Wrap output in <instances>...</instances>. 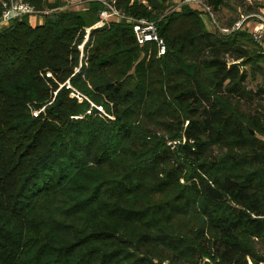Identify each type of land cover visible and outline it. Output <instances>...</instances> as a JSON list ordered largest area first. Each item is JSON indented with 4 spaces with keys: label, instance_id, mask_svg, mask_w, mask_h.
I'll use <instances>...</instances> for the list:
<instances>
[{
    "label": "trees",
    "instance_id": "1",
    "mask_svg": "<svg viewBox=\"0 0 264 264\" xmlns=\"http://www.w3.org/2000/svg\"><path fill=\"white\" fill-rule=\"evenodd\" d=\"M145 1L114 6L156 23L160 58L124 23L84 44L98 1L0 32V264H264V108H241L264 50Z\"/></svg>",
    "mask_w": 264,
    "mask_h": 264
},
{
    "label": "built area",
    "instance_id": "2",
    "mask_svg": "<svg viewBox=\"0 0 264 264\" xmlns=\"http://www.w3.org/2000/svg\"><path fill=\"white\" fill-rule=\"evenodd\" d=\"M63 1L68 3L72 0ZM114 2L102 3L104 9L98 13L97 22L89 29H85V39H87L90 30L101 28L110 21L120 24L124 23L132 29L135 42L139 48L144 46L151 47L152 45L155 47L156 58L163 56L166 51L165 43L158 34L156 23L144 18L138 19L126 15L114 6ZM179 3L180 6H187L201 12L202 18L207 23H210L214 32L218 30L225 35L232 32H245L255 44L260 47L264 45V8H259L257 13H249L246 16H241L230 28H225L218 26L211 9L203 0H179ZM48 15H55V10L44 7L39 9L31 4L29 0H0V32L7 29L13 21H21L23 18L30 16ZM79 49L81 50L82 48ZM47 76L49 77V75ZM64 85L66 89L71 91L70 97L76 99L78 103H81L82 96L70 87L68 81ZM95 108L102 113L101 107ZM174 145H176L175 142H173L172 146Z\"/></svg>",
    "mask_w": 264,
    "mask_h": 264
},
{
    "label": "rangeland",
    "instance_id": "3",
    "mask_svg": "<svg viewBox=\"0 0 264 264\" xmlns=\"http://www.w3.org/2000/svg\"><path fill=\"white\" fill-rule=\"evenodd\" d=\"M29 1H31V2L32 1H40V2H42V7L45 6L44 5L45 3L43 2L44 0H29ZM105 1L109 2V0H105ZM111 1H115V0H111ZM172 1L173 0H169L168 3H166L165 6L168 7V8H167V11H166L167 13H165V14L172 13L171 12V9H172V6H173ZM174 1L177 2L179 0H174ZM134 2L137 5L140 4V5L144 6V8H146L147 11H149L148 4H147V2L145 0H129V5H132ZM204 2L206 3V1H204ZM206 5L211 9V11L213 13V17L216 20V23L218 24V26L228 28L233 23V21H238L240 19V15L241 14H243L242 16H246L247 14H249L247 11H252L250 13H257L259 8H263L264 7V0H225V6L221 7L216 12L213 10V8H211V6L208 5V3H206ZM28 22H29V24H32V22H33L32 18H30L28 20ZM211 31H214V29L212 27H211ZM87 39H89V37H87ZM87 39L84 40V44L86 43ZM79 48H82V46H80ZM249 48H250V46H249ZM142 56H143V54H141V57ZM244 69L248 73V78H247V80L245 82L247 89L255 90L257 88V86H262L263 85L262 78H261L260 75H255V76L251 75L249 66L245 67ZM77 71H78V69L76 70V72ZM77 93H79V92H77ZM81 96H82L81 97L82 101H87V98L84 95H81ZM257 101H258V99H257ZM257 101L255 100V101L251 102L250 104L246 103L241 108L244 109L246 112H251V113H253L256 110L255 104L260 105V106H262L264 108V99H260L259 102H257ZM91 106L94 107L93 104H91ZM103 112L104 111L102 110V113ZM175 143L178 144V142H176V141H175ZM181 143H183V141ZM169 144H170V142L167 143V145H169ZM171 144H173V143H171ZM258 253L259 254L263 253V250H261Z\"/></svg>",
    "mask_w": 264,
    "mask_h": 264
},
{
    "label": "crops",
    "instance_id": "4",
    "mask_svg": "<svg viewBox=\"0 0 264 264\" xmlns=\"http://www.w3.org/2000/svg\"><path fill=\"white\" fill-rule=\"evenodd\" d=\"M76 1V2H75ZM90 1H98L101 4L103 2L107 3L105 0H72L71 2L66 3L63 0H44L43 2L45 3L44 5L46 6V4L48 5H53L55 3H60V5L56 8H50V10H55V15L61 14V13H67V12H73V11H81V10H86L88 8V3ZM109 2H111V0H109ZM172 11L173 10H178L179 8H181L179 1H172ZM264 8V7H263ZM249 13V12H248ZM243 14L240 15V17ZM32 18L33 22L32 24H29L28 20ZM27 23L29 24V26H31L32 28L41 26L45 23V16H30V17H26L25 18ZM238 20V19H237ZM233 22H237V21H233ZM205 26L208 32L213 33L214 31H211V27H210V23H207L205 21ZM264 50V45L261 47Z\"/></svg>",
    "mask_w": 264,
    "mask_h": 264
},
{
    "label": "water",
    "instance_id": "5",
    "mask_svg": "<svg viewBox=\"0 0 264 264\" xmlns=\"http://www.w3.org/2000/svg\"><path fill=\"white\" fill-rule=\"evenodd\" d=\"M231 65H234V66L240 67L239 62L232 63Z\"/></svg>",
    "mask_w": 264,
    "mask_h": 264
}]
</instances>
